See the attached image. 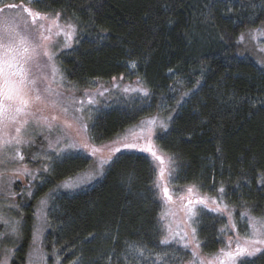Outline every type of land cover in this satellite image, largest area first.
<instances>
[{"label":"trees","instance_id":"1","mask_svg":"<svg viewBox=\"0 0 264 264\" xmlns=\"http://www.w3.org/2000/svg\"><path fill=\"white\" fill-rule=\"evenodd\" d=\"M7 4L59 12L76 27L74 48L60 58L75 89L122 76L139 77L149 87L148 99L118 102L97 113L90 130L95 144L113 140L167 103L176 114L155 143L180 165L177 188L195 183L214 197L223 186L228 205H255L252 214L264 215V69L239 46L242 34L264 26V0H0V6ZM119 156L98 185L56 200L47 254L58 255L62 264H75L81 255L82 264H110L102 254L115 248L119 256L126 241H140L151 250L142 264H188L187 250L160 243L162 203L151 190L152 161L137 152ZM87 166L82 157L54 165L46 183L54 186ZM129 174L135 177L131 186ZM28 213L13 264L26 262ZM225 224L218 213L204 216L199 237L205 253L219 250ZM165 252L163 260L157 258ZM262 257L251 264H264Z\"/></svg>","mask_w":264,"mask_h":264},{"label":"snow or ice","instance_id":"2","mask_svg":"<svg viewBox=\"0 0 264 264\" xmlns=\"http://www.w3.org/2000/svg\"><path fill=\"white\" fill-rule=\"evenodd\" d=\"M32 2L39 3L40 0H32ZM5 7L15 9L19 6L7 4ZM23 10L32 18V26H29L27 20L22 16L5 17L0 20V164L15 162L17 159L23 161L24 154L21 151V147L31 146L38 127L41 129L47 128L49 133L53 131L58 133L55 141L56 147L52 150V153L45 152L42 157L45 161L42 165V172L50 173L55 170L54 165L59 167L71 160L74 151L88 149L90 147L86 140L84 142H77L69 134V130L75 125H79L78 133L80 131L86 133L89 129V125L84 122L83 115H78L85 112L83 101H77L74 96H65L64 93L53 89L51 83L45 84V81L48 79L44 74L47 68H51L53 77L60 73V69L56 66L55 60L60 52L71 47L70 41H72L76 34V27L71 22L60 23L61 13L59 12L55 13L54 17H52L41 14L39 11H33L27 7ZM0 11H3V9H0ZM37 18L41 21L49 20V26L45 28L43 23L36 25ZM53 28L56 29L54 34ZM53 35L56 37L63 36L65 38L63 48H61L59 40L53 39ZM242 39L243 36L241 37ZM131 67H136L135 61L131 62ZM61 79H63L62 76ZM112 79L115 81L117 78L113 77ZM130 90L133 92H143L144 96L149 95L146 89L123 88L124 92H129ZM104 91H107V89ZM104 91H99L98 95L101 97L104 96ZM85 95L89 97V105L99 104V101L89 95L87 91ZM186 95L187 93H185ZM77 103H79V107H76ZM49 109L58 110L59 113L63 114L65 119L61 121L58 115H53L51 118L43 115ZM69 113L72 114L71 120L67 119ZM88 119H92L90 110L88 112ZM157 119V117H153L141 122L140 127L142 129L146 128L147 131L148 140L146 144L139 143L138 141L143 139V137L137 136L135 133H132L134 137L132 142H127L129 139L128 136L121 138L120 134H117L118 138L115 143L119 144L122 139L125 141L122 147L113 149L108 157L101 156L90 165L89 171L82 177H78L75 180L68 179L63 181L49 195L54 194L60 189L70 192L81 190L98 177H102L106 170H110L117 163L120 159L117 153L123 155L125 151L134 150L142 153H150L155 161L159 162V165H164V157L157 154V151L154 150V146L151 143V136L153 134V128L157 124ZM171 119L172 117L169 116L167 120H160L159 127L167 131L168 121ZM57 121L60 122L57 123ZM92 139H95V137H92ZM99 151V149L92 147L90 156H96ZM37 158L33 157V159ZM169 162L171 164L169 182H173L179 178L178 169L180 165L174 162L173 157H169ZM17 171L19 172L21 169ZM22 171L24 174L32 176L33 179L35 178L26 165ZM153 171H157L155 165L153 166ZM164 175L165 169L160 167L151 190L154 196L159 197L162 194L164 200L171 203L173 201V190H170L167 185L161 188V181ZM134 180V175L129 174L127 177L129 186L134 183ZM218 192L220 193L219 198L222 199L225 195L224 187L221 186ZM186 193L187 197L181 196L179 199L181 201L187 199V203L182 204L181 207L187 218L188 226L191 228L192 238L195 240L197 233L195 225L198 222L199 214H203V209L198 210L195 206L206 205L209 198L199 196L195 183L187 186ZM212 203L217 204V198H212ZM40 204L43 207H47V200H41ZM10 207L16 206L13 204ZM242 207H245V211L241 213V216L246 218L245 231L242 236L237 232L235 247L233 248V239L230 237L225 247L215 253L202 255L199 251L201 245L199 242H196L191 253L192 260L190 264H251V258L264 253V215L257 216L252 214L255 205L251 207L242 205ZM210 211H220L219 205L215 209H210ZM174 215L176 213L172 209H167L162 213L160 219L164 220L168 216ZM44 219L46 222V214ZM0 221L11 227L12 234L18 233L20 221L11 224L3 216H0ZM165 227L172 239H175L179 235L184 240L188 235L187 232H183L181 235L180 232L173 230L170 225H166ZM231 228L233 230L237 228L235 222L231 223ZM224 231L225 229H221V232ZM35 240L36 236L34 235V243ZM160 243L169 245L171 241L168 237H165ZM183 247L187 248L188 244L185 243ZM146 252L151 255V250L147 249V246L143 242L126 241L125 248L119 256L116 255V250L113 248L108 253L102 254L100 258H104L106 255L110 264L113 261L119 264L121 260L124 261V264H142L143 260L149 258L145 255ZM156 256L158 259L163 260L167 256V252L163 255L157 253ZM39 259L44 260V255H41ZM82 261L83 256L81 255L75 264H82ZM0 264H8L7 259L0 262Z\"/></svg>","mask_w":264,"mask_h":264},{"label":"rangeland","instance_id":"3","mask_svg":"<svg viewBox=\"0 0 264 264\" xmlns=\"http://www.w3.org/2000/svg\"><path fill=\"white\" fill-rule=\"evenodd\" d=\"M18 8L15 9H8L5 7V5L0 6V9H3V11H0V20H2L5 17H17L22 16L24 19L27 20L29 26H32V18L28 15L27 12H24V8H30L31 7L27 5L19 4ZM35 11L34 9H32ZM48 15V14H46ZM54 17L53 15H50ZM69 21H65L62 17L60 20V23H66ZM40 23H43L45 25V28L49 26V20H39L37 18L36 25H39ZM56 29L53 28V34L55 33ZM264 26H262L259 30H252L248 31L243 35V39H240V48L242 50V54L249 59H251L253 62H255L258 66L262 67L264 69ZM77 38V29L76 34L71 43L70 48L64 49L62 52L59 53L57 56L55 63L56 66L60 69V73L53 77L51 68H47L45 70V75L48 77L47 81H45V84L51 83V86L53 89H56L62 93H64L65 96H74L77 101H83V106L85 109L84 113H80L78 115H83L84 122L89 125L88 131L85 133L83 131H80L78 133L79 125H75L72 129L69 130V134L72 135L77 142H84L85 140L89 143L90 147L88 149H83L79 151L73 152V158L82 157L85 158L88 161V166L81 171L80 173L74 175L73 177H69L65 180L72 179L75 180L78 177H82L87 171L90 169V165L93 164L94 161L98 160L101 156L108 157L113 149L116 147H122V144L125 142L121 139V142L115 143L118 137H115L113 140H110L105 143L101 144H95L92 141L90 130L91 125L93 123V120L97 113L100 110L108 109L109 107L113 105H117L116 103L119 102L123 103V101H131L132 99L139 98V99H148L150 96V89L147 85H145L142 80L139 77L131 78L133 72L135 71V68L131 67V70L133 71L130 74V78L128 79L125 76L118 77L115 81H92L87 89L84 90H78L75 89L72 84H70L64 77V71L61 67L60 58L63 54L71 51L75 46V40ZM54 40H59L61 48H63V42L64 37H56L53 35ZM46 59V58H45ZM61 76L63 79H61ZM122 78V79H121ZM43 86V85H42ZM128 87L130 89L133 88H141L146 89L149 93L148 96H144L143 92H124L123 88ZM107 89V91H104ZM88 92L89 95L94 97L96 100L99 101V104L95 105H89L88 104V96L85 95V92ZM104 91V96H99L98 92ZM79 103H77L76 107H79ZM91 111L92 119H88V112ZM175 109L173 107H170L169 104L165 103L161 107L160 111L158 110L156 113L145 117L142 119L137 125L132 126L128 128L126 131H124L122 134H120V137L128 136L127 142H132L133 135L132 133H135L137 136L143 137V139H140L138 142L141 144H146L148 140L147 131L146 128L142 129L140 127L142 121H147L153 117H157V124L153 128V134L151 136V143L154 146V150L157 151L158 155H161L164 157L165 163L164 165H159V162L155 161V159L151 156L150 153H142L138 150L134 151H125V152H137L146 154L150 160L152 161L153 165L156 166V176L159 171L160 167H163L165 169V175L163 177V180L161 181V188L167 185V187L172 191L173 201L167 202L164 200L162 194L159 196L160 201L162 203V213L167 209H172L176 215L174 216H168L166 219L161 220V225L163 228V235L162 239L165 237H168L171 243L169 245H174L175 248H182L187 250L189 255V262L192 260V251L195 247L196 242H199L201 245V248L199 251L202 255H208L203 251V244L199 237V230L200 225L202 223V219L205 215L209 213H218L221 217H223L226 220V224L222 229H225L224 232H221L220 234V241L221 245L220 248L225 247L226 242L231 237L233 239V248L235 247V238L237 235V232L240 233L242 236L245 231V225H246V218H243L241 216V213L245 211L244 210H236L230 205H228L224 201V197L220 199V194L215 195L214 197L207 196L203 194L198 189L199 196H206L208 197V201L206 205H196L195 207L199 209H203V214H199V219L195 227L197 228L196 233V239L193 240L192 238V232L191 228L188 226V221L185 216L184 211L182 210L181 205L187 203V199L184 201H181L179 198L181 196L187 197L186 188L187 186H179L176 184V180L173 182H169V170L171 168V164L169 162V156L164 151H162L159 146L155 143V138H157L160 134H163L167 132L170 129L171 121L175 117ZM43 115L48 116L51 118L53 115H58L60 117V120H64L65 117L62 113H59L58 110H52L49 109L43 113ZM71 113H69V116L67 119L71 120ZM171 116L172 119L168 121V128L167 131H164L159 127V121L160 120H167V118ZM60 121H57L59 123ZM58 133L53 131L49 133L47 128H37L36 134L33 138V142L31 143V146H22L21 151L24 154V160L15 162H9L7 164H0V216H3L5 219L9 220L11 224H15L16 221H20L18 225V233L12 234L11 227L8 225H5L2 221H0V262L7 259L8 264H13V262L16 260L17 251L21 247L22 240L26 234V221H27V213L29 216H31L32 223L30 225L31 227V242L29 244L27 256H26V262L23 264H62L61 260L59 259L58 255L56 254H50L48 255L44 244H45V238L47 233L50 230V219L49 214L52 206L58 200V198L62 197L63 195L72 196L81 192H85L87 190L92 189L96 185H98L102 179L104 178L105 174L102 177H98L96 180L91 182L90 184H87L84 186L81 190H77L75 192L66 191L63 189L58 190L52 195H49L53 189H56L58 185H60L63 181L57 183L54 186L47 185L46 183V175L48 173L42 172V165L45 163V161L42 159L43 154L45 152L52 153V150L56 147L55 141ZM62 146V145H61ZM92 147H95L99 149L100 151L97 153L96 156H90ZM119 155V153H117ZM33 157H38L37 159H33ZM27 166L28 170L32 173V175L35 177L34 179L32 176L24 174L22 171L24 166ZM18 169H21V171H17ZM64 180V181H65ZM46 187V188H45ZM212 198H217V204L212 203ZM41 200H47V207H43L40 204ZM15 205L16 207H10V205ZM219 205L220 211H210V209H215ZM225 205L227 206L225 208ZM161 213V215H162ZM47 215V221L45 222L44 216ZM254 215V214H253ZM235 222L237 225V228L233 230L231 228V223ZM166 225H170L171 228L177 232H180L181 235L183 232H187V237L182 240L180 236H176L175 239H172L171 236H169L167 232ZM38 230V231H37ZM7 233V235H5ZM34 235L36 236L35 243ZM187 243L188 247L184 248L183 245ZM164 245V244H163ZM217 252V251H216ZM215 253V252H214ZM264 254V253H261ZM261 254H258L261 255ZM41 255H44V260H40L39 257ZM256 256V257H258ZM256 257H253L251 259H254Z\"/></svg>","mask_w":264,"mask_h":264},{"label":"bare ground","instance_id":"4","mask_svg":"<svg viewBox=\"0 0 264 264\" xmlns=\"http://www.w3.org/2000/svg\"><path fill=\"white\" fill-rule=\"evenodd\" d=\"M247 33V32H246ZM245 34V33H244ZM244 34H242L241 36H240V38H239V46H240V39H241V37L244 35Z\"/></svg>","mask_w":264,"mask_h":264}]
</instances>
